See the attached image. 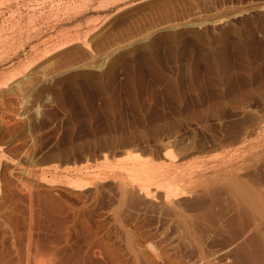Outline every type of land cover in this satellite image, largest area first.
Masks as SVG:
<instances>
[{
  "label": "rangeland",
  "instance_id": "obj_1",
  "mask_svg": "<svg viewBox=\"0 0 264 264\" xmlns=\"http://www.w3.org/2000/svg\"><path fill=\"white\" fill-rule=\"evenodd\" d=\"M0 258L264 264V0H0Z\"/></svg>",
  "mask_w": 264,
  "mask_h": 264
},
{
  "label": "bare ground",
  "instance_id": "obj_2",
  "mask_svg": "<svg viewBox=\"0 0 264 264\" xmlns=\"http://www.w3.org/2000/svg\"><path fill=\"white\" fill-rule=\"evenodd\" d=\"M49 203H50V202H49ZM51 205H52V204H51ZM30 224H31V223H30ZM66 239H67V238H66ZM29 244H30V243H29ZM27 245H28V244H27ZM28 246H29V245H28ZM39 247H40V246H39ZM37 248H38V247H37ZM57 250H58V249H57ZM66 250H67V249H66ZM55 251H56V250H55ZM70 251H71V250H70ZM28 252H29V251H28ZM57 252H58V251H57ZM35 253H36V252H35ZM54 253H55V252H54ZM59 253H60V252H59ZM59 253H58V254H59ZM71 253H72V252H71ZM52 254H53V253H52ZM56 255H57V254H56ZM60 255H62V254H60ZM67 255H68V254H67ZM62 256H63V255H62ZM51 257H52V256H51ZM56 257H59V256H55V258H56ZM65 257H66V256H65ZM65 257H64V258H65ZM55 258H54V260H55ZM71 258H72V257H71ZM78 259H79V258H78ZM52 260H53V257H52ZM52 260L50 261L51 264H52ZM58 260H59V259H58ZM58 260H57V261H58ZM55 261H56V260H55ZM57 261H56V262H57ZM56 262H55V263H56ZM59 262H60V261H59ZM61 262H62V260H61ZM64 262H66V260H65ZM67 262H69V261H67ZM72 262L74 263V261H72ZM84 262H85V261H84ZM117 262H118V261H117ZM2 263H4V262H2V261H1V258H0V264H2ZM48 263H49V262H48ZM50 263H49V264H50ZM27 264H30V263H27ZM53 264H54V263H53ZM59 264H60V263H59ZM64 264H65V263H64ZM74 264H75V263H74ZM76 264H78V263H76Z\"/></svg>",
  "mask_w": 264,
  "mask_h": 264
}]
</instances>
